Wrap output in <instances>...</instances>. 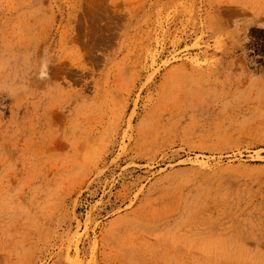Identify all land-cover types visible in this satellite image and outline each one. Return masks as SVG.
<instances>
[{
    "label": "rangeland",
    "instance_id": "rangeland-1",
    "mask_svg": "<svg viewBox=\"0 0 264 264\" xmlns=\"http://www.w3.org/2000/svg\"><path fill=\"white\" fill-rule=\"evenodd\" d=\"M264 0H0V264H264Z\"/></svg>",
    "mask_w": 264,
    "mask_h": 264
},
{
    "label": "trees",
    "instance_id": "trees-1",
    "mask_svg": "<svg viewBox=\"0 0 264 264\" xmlns=\"http://www.w3.org/2000/svg\"><path fill=\"white\" fill-rule=\"evenodd\" d=\"M251 36L254 39L253 44L254 53L261 56L260 62L264 64V30L259 28L251 29Z\"/></svg>",
    "mask_w": 264,
    "mask_h": 264
}]
</instances>
